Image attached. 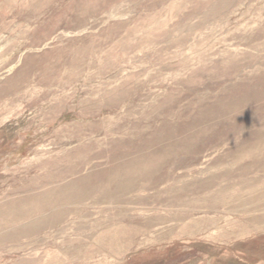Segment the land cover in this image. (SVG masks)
<instances>
[{
  "label": "rangeland",
  "instance_id": "rangeland-1",
  "mask_svg": "<svg viewBox=\"0 0 264 264\" xmlns=\"http://www.w3.org/2000/svg\"><path fill=\"white\" fill-rule=\"evenodd\" d=\"M262 79L264 0H0V264H264Z\"/></svg>",
  "mask_w": 264,
  "mask_h": 264
},
{
  "label": "bare ground",
  "instance_id": "bare-ground-1",
  "mask_svg": "<svg viewBox=\"0 0 264 264\" xmlns=\"http://www.w3.org/2000/svg\"><path fill=\"white\" fill-rule=\"evenodd\" d=\"M242 83V82H241ZM260 85H255L254 87L250 88L248 92L243 93L242 95H233L228 97L230 98H237L238 100L241 101H247L249 103V105L252 106V101H259V100H264V79H262V81L259 83ZM240 86V85H239ZM264 102V101H263ZM262 107H264V104H262ZM256 141L254 142V140L252 141L251 145L249 147L246 148L245 152L248 153H259L260 155H264V132L263 133H256ZM248 139H250L251 137L248 135L247 136ZM254 142V143H253ZM264 160V157H263ZM262 167H264V163L261 164ZM249 190V187L246 188L245 190L243 188H241L238 192L236 193V196H245L247 195V191ZM251 196V195H250ZM255 206L253 205V208L251 211H254L253 214L247 213L246 217L247 220L249 222H259V221H264V200L260 202L259 201H254ZM239 210V209H237ZM40 213V212H36L35 214ZM40 214L32 216V215H28L25 216L27 217V221L25 222H30L35 220L38 216H40Z\"/></svg>",
  "mask_w": 264,
  "mask_h": 264
}]
</instances>
